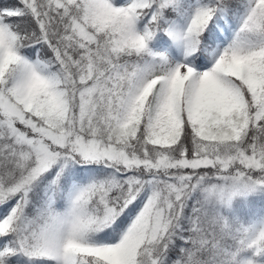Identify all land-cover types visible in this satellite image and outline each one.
Wrapping results in <instances>:
<instances>
[{
  "label": "snow or ice",
  "instance_id": "1",
  "mask_svg": "<svg viewBox=\"0 0 264 264\" xmlns=\"http://www.w3.org/2000/svg\"><path fill=\"white\" fill-rule=\"evenodd\" d=\"M0 264H264V0H0Z\"/></svg>",
  "mask_w": 264,
  "mask_h": 264
}]
</instances>
